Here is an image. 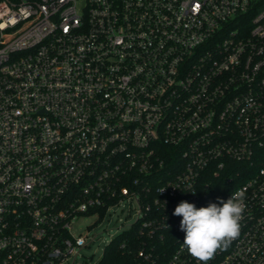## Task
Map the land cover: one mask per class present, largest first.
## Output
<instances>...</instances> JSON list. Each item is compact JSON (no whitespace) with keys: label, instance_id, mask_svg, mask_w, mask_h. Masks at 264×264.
<instances>
[{"label":"built area","instance_id":"2783aa9c","mask_svg":"<svg viewBox=\"0 0 264 264\" xmlns=\"http://www.w3.org/2000/svg\"><path fill=\"white\" fill-rule=\"evenodd\" d=\"M238 190L209 264H264V0H0V264H74L124 204L137 264H200L175 207Z\"/></svg>","mask_w":264,"mask_h":264},{"label":"clouds","instance_id":"9594fccd","mask_svg":"<svg viewBox=\"0 0 264 264\" xmlns=\"http://www.w3.org/2000/svg\"><path fill=\"white\" fill-rule=\"evenodd\" d=\"M244 200L245 191L238 190L227 201L221 199L219 203H210L207 207L197 208L193 203L180 202L173 215L182 217L180 230L185 233L183 249L200 264H209L219 250L226 249L239 237L240 221L246 208Z\"/></svg>","mask_w":264,"mask_h":264},{"label":"rangeland","instance_id":"374dc122","mask_svg":"<svg viewBox=\"0 0 264 264\" xmlns=\"http://www.w3.org/2000/svg\"><path fill=\"white\" fill-rule=\"evenodd\" d=\"M132 208V206H131ZM136 215L127 204L111 209L102 219L96 214L79 215L72 222L75 236L85 240L74 264H98L105 245L134 223Z\"/></svg>","mask_w":264,"mask_h":264},{"label":"trees","instance_id":"16d2710c","mask_svg":"<svg viewBox=\"0 0 264 264\" xmlns=\"http://www.w3.org/2000/svg\"><path fill=\"white\" fill-rule=\"evenodd\" d=\"M210 198L220 200L219 196H211ZM163 235H168V233L163 232ZM141 239L138 236V227L132 224L130 229L122 231L105 245L98 264H137L136 253ZM121 245H124L125 248L122 249ZM156 264L160 263L157 262Z\"/></svg>","mask_w":264,"mask_h":264}]
</instances>
